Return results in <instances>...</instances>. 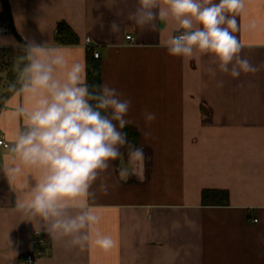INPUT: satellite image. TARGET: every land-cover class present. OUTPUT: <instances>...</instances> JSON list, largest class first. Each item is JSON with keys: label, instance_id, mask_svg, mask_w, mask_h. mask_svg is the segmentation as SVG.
I'll return each mask as SVG.
<instances>
[{"label": "crops", "instance_id": "0c3cea01", "mask_svg": "<svg viewBox=\"0 0 264 264\" xmlns=\"http://www.w3.org/2000/svg\"><path fill=\"white\" fill-rule=\"evenodd\" d=\"M136 7L137 0H0V17L11 29L0 39L6 41L0 137L10 145L25 125L14 115L17 106L34 103L19 91V77L5 97L13 83L9 73L20 75L19 57L31 41L81 63L85 79L88 51L98 53L102 84L131 100L126 127L144 152L143 161L133 162L122 149L123 158L105 173L108 191L99 181L92 188L90 203L101 219L90 232L112 236L116 243L107 251L92 243L69 251L16 206L18 198H30L40 170L24 168L15 176L0 170V264H26L34 232L47 235L48 255L37 264H264V68L238 78L219 71L212 77L209 56L197 64L168 54L163 45L177 34L174 20L157 21V31L140 28L128 19ZM236 19L240 55L264 65V0H245ZM114 20L118 33L109 28ZM59 23L73 30L77 44L59 41ZM145 110L155 113L154 121H145ZM5 162L19 163L0 147V168ZM122 169L129 174L121 176ZM205 190L227 191L228 203L203 205Z\"/></svg>", "mask_w": 264, "mask_h": 264}, {"label": "clouds", "instance_id": "9594fccd", "mask_svg": "<svg viewBox=\"0 0 264 264\" xmlns=\"http://www.w3.org/2000/svg\"><path fill=\"white\" fill-rule=\"evenodd\" d=\"M244 10L245 0H137L128 19L152 31L158 30L157 21L174 20L177 34H170L163 45L169 55L197 64L209 56L215 65L207 68L212 77L219 71L238 78L264 68L240 55L244 44L234 33L236 15ZM250 27L255 28V22ZM109 28L120 31L115 20ZM4 44L0 40V46ZM22 51L19 91L30 94L34 103L17 106L14 115L23 117L25 125L7 148L19 163L5 162L0 170L15 176L33 168L41 175L31 185L30 198H18L16 206L69 251L88 243L111 250L116 243L112 236L96 230L93 237L90 232L101 219L90 201L97 181L101 191H108L105 173L110 162L123 158L122 149L130 161L144 159L143 147L132 144L122 131L132 123L126 119L131 100L107 83L89 86L83 65L70 62L58 48L29 41ZM217 87H223V81ZM143 115L148 123L156 118L147 110ZM128 174L127 169L120 171L121 176Z\"/></svg>", "mask_w": 264, "mask_h": 264}, {"label": "trees", "instance_id": "16d2710c", "mask_svg": "<svg viewBox=\"0 0 264 264\" xmlns=\"http://www.w3.org/2000/svg\"><path fill=\"white\" fill-rule=\"evenodd\" d=\"M57 37L64 45H74L78 43V38L73 30L66 23H59L57 27ZM12 85L17 87V80L19 75L9 73ZM86 82L89 86L102 84L101 82V64L94 58L93 51H88L87 65H86ZM11 88V87H10ZM13 91H8L5 97L9 96ZM122 131L127 133L128 140L136 145L137 139L135 138L136 132L130 128L125 127ZM229 194L223 190H205L202 192V203L205 206H224L228 203Z\"/></svg>", "mask_w": 264, "mask_h": 264}, {"label": "built area", "instance_id": "2783aa9c", "mask_svg": "<svg viewBox=\"0 0 264 264\" xmlns=\"http://www.w3.org/2000/svg\"><path fill=\"white\" fill-rule=\"evenodd\" d=\"M6 21H7V18L5 16L0 17V39L5 36H8L11 33V29L8 25H6ZM126 39L129 41L131 45L133 44V39L131 38V36H127ZM86 43L90 44L91 40L86 39ZM3 49H4L3 46H0V53H3ZM94 58L98 59L99 54L94 52ZM7 146H9V144L5 142L3 137H0V147L4 149H8ZM46 243L47 242H46V238L44 237V235H42L39 232H34L33 240L31 242L32 251L27 254L25 258V263L26 264H37L38 260L46 257L48 255L47 250H46Z\"/></svg>", "mask_w": 264, "mask_h": 264}, {"label": "water", "instance_id": "95a60500", "mask_svg": "<svg viewBox=\"0 0 264 264\" xmlns=\"http://www.w3.org/2000/svg\"><path fill=\"white\" fill-rule=\"evenodd\" d=\"M44 237H47V235H46V236H44Z\"/></svg>", "mask_w": 264, "mask_h": 264}]
</instances>
